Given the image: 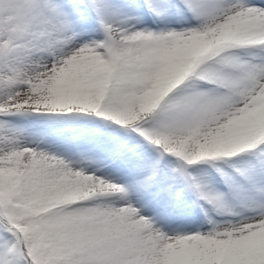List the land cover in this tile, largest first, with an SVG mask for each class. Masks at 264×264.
<instances>
[{
    "label": "snow or ice",
    "instance_id": "obj_1",
    "mask_svg": "<svg viewBox=\"0 0 264 264\" xmlns=\"http://www.w3.org/2000/svg\"><path fill=\"white\" fill-rule=\"evenodd\" d=\"M0 264H264V0H0Z\"/></svg>",
    "mask_w": 264,
    "mask_h": 264
}]
</instances>
